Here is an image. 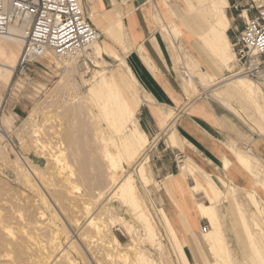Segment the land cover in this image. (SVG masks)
<instances>
[{"label":"rangeland","instance_id":"1","mask_svg":"<svg viewBox=\"0 0 264 264\" xmlns=\"http://www.w3.org/2000/svg\"><path fill=\"white\" fill-rule=\"evenodd\" d=\"M152 1L156 2L157 12L154 19L160 31L167 35V32L161 29V25L173 21L183 32L182 36L173 42V45H175V41L178 42L179 54L169 47L174 57L176 73L184 91L187 87L189 88L187 82H191L197 90L203 89V87L209 89L237 74L232 64L234 57L231 44L245 21V18L241 16L243 9L240 10L239 7L247 8L246 5L251 3V0H228L229 8L226 9V14L230 20V27L227 31L230 46L227 53L228 61L231 63L227 66H223L215 60L214 54L210 52L212 47L209 43H204L199 36L204 34L207 20H209L203 9H199L198 13H200L193 17L187 15L189 5H185L183 0H169L168 3H165L164 0ZM248 16L250 15L248 14ZM185 22L195 30H188L184 26ZM201 22H203V28L197 29L195 25ZM180 40L182 43H179ZM123 42L124 32L118 37L117 42L108 41L105 36H101L98 43L101 46L107 45L111 49V54L103 55L102 59L95 60L97 63L90 62L85 56L86 53L80 54L78 60L74 61L72 58H57L48 52L30 66L26 76L16 77L13 72L7 86L0 84V120L7 119L10 122V129L2 127L0 130V264H135L138 252H142L148 257L151 261L150 264L208 263L207 260L203 263L199 260L197 242H199L200 235L197 233L204 234L210 231L211 227L207 220L200 218L196 212V203L207 204V200L202 193H196L192 197L191 188L195 185L196 174L198 175L199 170L190 160H185L178 150L170 153L171 172L177 176L175 178H180L184 183H187L186 189L193 201L195 215L202 221L199 224V230L189 232L187 238L180 237L173 229L180 243V248H178L171 240L166 224L160 218L159 209L161 208L158 205V200L164 183L162 184L161 179L156 178L155 175L160 167V159L165 158L162 156V150L165 149L163 133H165L168 124L157 136L150 137L145 133L148 142L142 146L144 147L143 150L140 148L138 151V153H147L144 166L148 182L142 184L135 176L136 161L140 153L134 156L132 160L124 154L122 149L118 148L119 146L116 144L119 133L116 132L117 125L114 123L116 117L110 109L112 107L110 105H108L110 108L107 107V103H105L107 101L106 95L100 91H89L98 79L96 72L103 71L102 73H104L105 71L107 81L111 83L113 80L116 90L126 98L124 92L129 89V86H123L121 84L123 82L118 83L116 77V75L122 77L121 66L124 65V62L121 52L124 47ZM87 52L90 53V51ZM192 57L199 64V67L194 70L190 67L193 62ZM229 66L230 68H228ZM187 72L193 75V81L186 78ZM253 84L255 90L259 87L264 92V79L253 80ZM229 86L235 90L232 85ZM225 89V86H221L214 91L202 92L200 90L199 95L192 93L191 96L192 98L205 96L213 102L221 104L228 110L226 112L233 123L244 133L264 138V93L258 90L256 105L254 106L242 99L229 98L222 93ZM235 91L239 94L237 90ZM240 95L245 99L243 94ZM188 98L191 97L188 96ZM226 102L230 103L233 108L235 107L242 118L235 115ZM128 104L131 105L129 102ZM257 106L262 112L257 110ZM70 112L71 114L74 113L71 117ZM73 116L77 118L74 117L75 119H73ZM133 123L141 132H144L139 128L135 113ZM114 128H116L115 131ZM65 132L70 134L73 141H78L79 145L82 143L78 147V153L76 152L77 154L74 156H72V151H75L74 145L70 147L64 143L61 145L63 148L60 149L59 143L62 142L60 138ZM59 150H62L61 153ZM16 152L22 161L27 162L28 166L31 164L35 170L30 168L34 172L28 175L30 177L18 172L23 165L21 159L16 156ZM243 155L255 163L254 171L258 176L257 179L252 177L255 178V182L259 186L255 191H245V189L239 190L223 180L225 187L222 191L226 194L227 200H230L231 195L235 192V199L237 198L236 200L241 204H239L240 211H243V214L235 210L231 200L229 203L219 199L220 203H217L218 216L229 251V257L224 259L225 263L222 262L221 264H264V163L252 158L246 149H244ZM81 157L85 160L84 176L79 173ZM114 159L124 169L122 174L132 172L136 178L141 204L155 224L161 249L143 237L141 239L136 238V234L141 235L144 232L134 216L135 211L130 206H120L115 200L108 203L103 201L104 197H101V194H105L110 189L111 180L115 174L110 161ZM180 166L190 171L189 174H186L187 178L181 177ZM23 167L21 168L22 171ZM70 171L74 176L70 178L72 180L69 182L70 179L67 181V176L70 175ZM205 175L202 174L203 181L198 178L202 185H205L207 180ZM175 178L170 177L169 179ZM86 207L94 212L93 217L100 211L99 220L96 221L104 227L100 239L95 237L91 231L89 232L86 227L89 216L85 210ZM118 216L126 220L129 226H126L128 231L117 223ZM244 223L247 226H242ZM203 227H206V232H203ZM46 230L52 234L49 235V238L47 235L50 233H47ZM50 230H54L55 233ZM245 231L249 234H246ZM250 233L253 236L249 240ZM112 236L118 239L121 248L116 250L117 253L119 252L118 254L107 256L106 254L110 249H108L109 251L104 249L102 242H110V245H114ZM52 239L58 241L59 246L57 248L52 247L50 243ZM60 249L66 251L64 254L67 255L63 254V257H68L67 260L61 257V254L58 256ZM16 253L18 255H15ZM119 255L124 257H119ZM58 257L60 258L58 259Z\"/></svg>","mask_w":264,"mask_h":264},{"label":"crops","instance_id":"2","mask_svg":"<svg viewBox=\"0 0 264 264\" xmlns=\"http://www.w3.org/2000/svg\"><path fill=\"white\" fill-rule=\"evenodd\" d=\"M122 3L121 0H82L89 22L102 36L117 22L122 24L124 47L121 55L124 65L121 66L122 77H116L118 83L129 86L124 93L133 107L139 128L152 137L162 133L167 124L171 127L163 133L165 149L162 156L165 158L160 159V167L155 175L164 183L158 205L176 233L187 238L189 232L199 230L202 220L195 215L186 183L175 178L177 176L171 172L170 153L178 150L185 160H190L199 170L196 178L200 181H203L202 174H206L220 178L239 190L255 191L259 185L237 162L234 151L243 154L246 149L252 158L264 163V138L244 133L233 123L227 109L221 104L205 96L192 98L187 90L184 91L176 73L172 47L170 49L168 38L154 19L157 12L155 1L131 0ZM175 45L179 50L177 41ZM192 61L190 67L194 70L199 64L193 57ZM221 86L226 87L222 91L224 95L247 102L226 84L200 90L214 91ZM226 104L229 108L231 106L235 115H239L235 107ZM224 160L229 161L226 169L222 167ZM255 167V164L252 165V171L257 174ZM170 177L175 179L171 180Z\"/></svg>","mask_w":264,"mask_h":264},{"label":"bare ground","instance_id":"3","mask_svg":"<svg viewBox=\"0 0 264 264\" xmlns=\"http://www.w3.org/2000/svg\"><path fill=\"white\" fill-rule=\"evenodd\" d=\"M120 1V0H119ZM131 0H122V2L125 4L127 2H129ZM143 2H148L150 3L152 0H141ZM165 3H168L169 0H164ZM81 4H82V0H80ZM103 2V1H102ZM183 2H185V5H189L188 8V13L187 15H191L193 17H196L198 13V10L203 9L206 13V15L209 17V20H207V26L205 28V32L202 35H199L201 39H203L204 43H209V45L212 47H210L212 50H210L211 53L214 54V58L215 60H217L219 63H221L223 66H227L228 64H230L231 62H229V58H228V53H227V49L230 46L229 45V41L227 38V31L230 27V20L226 14V9L229 8V1L228 0H183ZM112 3V2H111ZM122 3V4H123ZM195 3V4H193ZM121 4V3H120ZM119 4V5H120ZM89 5V3H88ZM132 5V4H131ZM91 6V5H90ZM109 6V5H108ZM83 7V5H82ZM84 9V8H83ZM87 9V8H86ZM109 13V12H108ZM202 13V12H201ZM92 15V14H89ZM111 15V14H110ZM160 15V14H159ZM205 15V14H204ZM94 16V15H93ZM156 16V15H155ZM161 16V15H160ZM200 16V15H199ZM203 16V15H202ZM243 18L247 19V14L244 10H242V15ZM205 18V17H204ZM122 20V19H121ZM157 20V18H156ZM119 21V20H118ZM184 26L192 31L193 27L190 26L189 24H187L185 22ZM197 27V29H201L203 28V22H201L200 24L195 25ZM194 26V27H195ZM26 27L27 24H19L17 22L12 23L8 29L7 32L3 35H0V84L1 85H8L10 78L14 72V68H15V63L16 60L18 59V56L20 55V50H22L23 45H24V39H23V35H24V31H26ZM161 29L165 30L167 32L166 38L168 36V41L170 43V47H172L173 51L175 53H177L179 50H177V48L173 45L174 40L178 39L179 37L182 36L183 32L181 31L180 27L178 25L175 24V22L171 21L168 24L166 23V25H161ZM162 30V31H163ZM195 30V28L193 29V31ZM123 33V27L121 22H117L116 24H114L112 27H110L108 30H106L104 32V35L106 36V38L109 41H113V42H117L118 41V37H120V35ZM103 34V33H102ZM192 36V35H191ZM198 38V37H197ZM199 39V38H198ZM200 39V40H201ZM202 41V40H201ZM202 41V42H203ZM203 43V44H204ZM207 45V44H205ZM208 46V45H207ZM209 48V47H208ZM87 51H90V53H88ZM86 52V57L88 58V60L90 62L93 63H97L95 60H99L102 59L103 55H110L111 54V49L107 46H101L98 41L94 42L88 49ZM232 51V49H231ZM20 52V53H19ZM49 52V51H48ZM47 52V53H48ZM45 53V54H47ZM19 54V55H18ZM83 54V53H81ZM233 54V53H232ZM212 55V54H211ZM80 57V54L78 56H76L74 59V61H77L78 58ZM114 58L116 57L115 55L113 56ZM113 58V59H114ZM72 61V60H71ZM71 61H69L71 63ZM73 62V61H72ZM63 63V62H62ZM68 63V62H67ZM83 65V64H82ZM97 65V64H96ZM95 65V67H96ZM68 67V65H67ZM75 67V65H74ZM98 67V66H97ZM86 68V67H85ZM230 68V66L228 67ZM227 68V69H228ZM73 69V68H72ZM66 70V69H65ZM103 72V71H102ZM100 71L96 72L98 73V79L96 80V83L89 89L90 92H94V91H100L102 92L104 95H106L105 98H107V101H105V103H107V107H109L108 105H110L112 108L111 111L113 113V115H115V122L117 125V134L119 135L118 137V143L116 144L117 146H119L118 148L122 149L124 154H126L127 157L132 158L136 156L137 154H139V157L137 158V170L135 172V176L136 178L142 183H147L148 179L146 178V168L144 166V161L146 160V154L145 152H139L140 148H144L142 147L144 144H146L148 142L147 140V136L145 135L144 132H141L137 126L133 123L134 120V112H133V107H131V105L128 104V101L126 100V98L124 97V95L119 92L118 90H116V86L113 82V80H111V83H109L107 81V79L105 78V71L104 73H102ZM204 74V73H203ZM186 78L193 81V75L191 73H186ZM210 78V76H207ZM212 78V77H211ZM186 81V79H185ZM184 81V82H185ZM186 83V82H185ZM189 88L187 87L186 90L189 92V94L192 93H198V90L195 88V86L192 85L191 82H187ZM210 83V82H209ZM221 84H226V85H232L235 90H237L239 92V94H243V96L245 97V100L247 102H249L252 105H256V95L258 93V90L260 91L261 89L259 87H257V90H255V86L253 84V80H251L250 78H248L246 75H242V74H236L232 77H229L227 79H225L223 82H221ZM203 90H206V87H203ZM199 95V94H198ZM93 96V95H92ZM215 96V95H214ZM80 104V102H79ZM78 105V104H77ZM105 107V106H104ZM90 108V107H89ZM81 109V108H80ZM230 109L233 110L230 106ZM72 110V109H71ZM68 110V111H71ZM88 110V109H87ZM90 110V109H89ZM257 110L260 111L258 109L257 106ZM68 111H66V113L68 114ZM73 112V110L71 111ZM71 112L69 113V115L71 114ZM91 112V111H90ZM171 112V111H170ZM262 112V111H260ZM76 113V112H75ZM234 113V112H233ZM74 114V113H73ZM71 114L70 117L73 115ZM263 114V113H261ZM172 115V113H171ZM173 116V115H172ZM73 116V119L77 118ZM112 117V116H111ZM174 117V116H173ZM239 119V118H238ZM31 123V122H30ZM79 123V122H78ZM171 123V122H170ZM174 123V121L172 122ZM171 123V124H172ZM31 126V125H30ZM84 126V124H83ZM81 126V127H83ZM168 126V125H167ZM2 127H4L6 129H10V122L7 119H2L0 120V130H2ZM9 127V128H8ZM34 127V126H32ZM116 127V126H115ZM25 128V127H24ZM80 128V127H78ZM84 128V127H83ZM171 128V127H167ZM116 128H114L115 131ZM128 131V132H127ZM115 132V133H116ZM261 132V131H260ZM106 133V132H105ZM105 135V134H104ZM7 137V136H6ZM60 137V136H59ZM79 137V136H78ZM54 138V137H53ZM75 138V137H74ZM77 138V137H76ZM170 138L172 139V136H170ZM81 139V138H80ZM95 139V138H94ZM60 140L62 142L59 143V146L61 147L62 144L65 143V145L67 146H72L75 148V151H72V156L76 155L79 150V146L82 145L81 140H80V145L78 141H73L70 134L68 132L63 133L62 138H60ZM75 140V139H74ZM79 140V139H78ZM97 140V139H96ZM6 141V140H5ZM39 141V140H37ZM36 141V143H37ZM52 141V140H51ZM103 141V140H102ZM115 141V140H114ZM112 141V142H114ZM117 141V139H116ZM115 141V142H116ZM153 141V140H152ZM35 142V141H34ZM83 142V141H82ZM107 142V141H106ZM156 142V141H155ZM41 143V142H40ZM100 143V142H99ZM23 144V143H22ZM35 144V143H34ZM33 144V145H34ZM57 144V143H55ZM152 144H154V142H152ZM37 145V144H36ZM38 146V145H37ZM50 146V145H49ZM56 146V145H55ZM58 146V145H57ZM76 146V147H75ZM59 147V148H60ZM112 147V146H111ZM38 148V147H37ZM36 148V149H37ZM58 148V147H57ZM63 147H61L60 149H62ZM68 148V147H67ZM66 148V149H67ZM81 149V148H80ZM74 150V149H73ZM143 150V149H142ZM42 151V150H41ZM50 151V150H49ZM59 150V153H61ZM65 151V150H64ZM106 151V150H105ZM38 152V151H37ZM44 152V151H43ZM46 152V151H45ZM58 152V151H57ZM77 152V153H76ZM114 152V151H113ZM47 153V152H46ZM116 153V152H115ZM16 156L17 152L15 153ZM43 154V153H41ZM49 154V153H48ZM53 154V153H52ZM40 155V153H39ZM57 155V154H56ZM55 155V156H56ZM234 155L235 158L237 160V162L240 164V166L247 171L248 173H250L253 177H257L258 175H256L253 171H252V165H254L255 163L252 162V160L247 157L246 155H243L241 153L235 152L234 151ZM43 156V155H42ZM45 156V153H44ZM48 156V155H47ZM49 156H51L49 154ZM48 156V157H49ZM120 156V155H119ZM53 157V156H52ZM125 157V156H124ZM55 158V157H54ZM53 158V159H54ZM60 158V157H59ZM82 159H80L79 161V173L81 176L83 175V171H84V167H85V160L83 157H81ZM18 159H21L18 157ZM79 159V158H78ZM136 159V157H135ZM22 162V165L19 169L20 171H18L20 174H25L24 176H28L31 174L33 169L31 167V164L22 161V159L20 160ZM108 161V160H106ZM111 161V168L113 169V171L115 172V174L112 177L111 180V184H110V189L105 193V194H101V197H104L103 201L104 202H109L111 200H115L116 202H118V204L120 206L123 205H128V207L130 206V208L135 211L134 212V216L135 218L138 220L141 229L143 230L144 234H136L138 239H141V237H143L145 240L149 241L150 243H154V245L161 249V242L160 239L157 235V231H156V227L155 224L153 222V220L151 219V217L148 215V213H146V209L143 206V204H141L142 202L140 201V197L138 194V190H137V184H136V178L134 177L132 172H128V173H124L122 174V171L124 170L122 167H120V165L118 163L115 162L114 160H110ZM131 161V160H130ZM59 162V161H58ZM147 163V162H146ZM110 164V162H109ZM110 166V165H109ZM223 166L224 168H228L229 166V161L224 160L223 161ZM24 168L23 171L21 168ZM187 168V167H186ZM36 169V168H35ZM111 169V170H112ZM189 169V168H188ZM34 170V169H33ZM47 170V169H46ZM65 170V169H64ZM35 171V170H34ZM39 172V171H38ZM71 172V171H70ZM112 172V171H111ZM190 172L187 171V169H185V167L180 166V175L183 178H187L186 174ZM34 172H32L33 174ZM37 173V172H36ZM60 173V172H59ZM61 174V173H60ZM59 174V175H60ZM189 174V173H188ZM74 176V174L71 172L70 175L67 176V181ZM148 176V175H147ZM204 176V175H203ZM207 180L205 182V185H202L198 179L195 180V185L191 188V191L193 194L196 193H202L204 198L207 200V204H203V203H196V212L197 215L200 218L206 219L207 222L209 223L211 230L205 232L204 234H200L197 233V235H200V239L199 242H197V251L199 254V260L203 263L204 261L207 260V264H221L222 262L225 263L224 259L229 257V251L227 249V245L225 242V238H224V232H223V228H222V224L219 221V216H218V210H217V203L219 202V199H223L224 201H232L231 204L235 207V210L239 211V213H242L240 210V203L235 199V195L234 193L231 195V199L227 200V196H225L226 194L223 193L222 189L225 187V182L220 179V178H216V177H212V176H208L205 175ZM30 177V176H28ZM42 178V177H41ZM254 178V179H255ZM66 179V178H65ZM64 179V180H65ZM257 179V178H256ZM72 179L69 180V182ZM185 180V179H184ZM259 180V179H258ZM35 181V180H34ZM30 182V181H28ZM27 182V184H28ZM66 182V181H65ZM64 182V183H65ZM25 183V182H24ZM36 183V182H35ZM63 183V182H62ZM264 183V182H263ZM30 184V183H29ZM187 184V183H186ZM31 185V184H30ZM72 185V184H71ZM147 185V184H146ZM145 185V186H146ZM51 186V185H50ZM232 186V185H231ZM230 186V187H231ZM78 187V186H77ZM75 188V187H74ZM72 188V189H74ZM92 188V187H91ZM35 189V188H34ZM39 190V189H37ZM36 190V191H37ZM67 190V189H66ZM227 191V190H226ZM234 191V190H232ZM246 191V190H245ZM190 192V190H189ZM225 192V191H224ZM251 192V191H250ZM37 193V192H36ZM38 194V193H37ZM36 194V195H37ZM75 195V194H74ZM246 195V194H245ZM82 196V195H81ZM237 196V195H236ZM247 197V196H246ZM41 200V199H40ZM43 200V199H42ZM45 203V202H44ZM220 203V202H219ZM230 203V202H229ZM251 203V202H250ZM6 204V203H5ZM35 204V203H34ZM40 204V203H39ZM106 204V203H105ZM240 204V205H239ZM256 204V203H255ZM88 206V205H87ZM49 207V206H48ZM99 207V206H98ZM255 207V206H254ZM259 208V207H258ZM85 209V208H84ZM87 211V213L89 214L86 215L88 216V220L86 221V227L89 229V232L91 231L94 236L99 237L98 239H100V236L103 234L104 232V227L101 226L100 224H98L96 221L99 220V212L93 217V211H91L88 207H86L85 209ZM102 210V209H101ZM149 211V210H148ZM160 211V218L164 221V223L166 224V229L171 237V240L175 243V245L180 248L179 246V240L177 238L176 233L174 232L166 214L164 213V211L162 209H159ZM85 212V211H84ZM107 212V211H106ZM39 213V212H38ZM86 213V212H85ZM238 213V214H239ZM16 214V213H15ZM243 214V213H242ZM242 214H240V216H243ZM59 217V216H58ZM244 217V216H243ZM116 218V217H114ZM241 218V217H240ZM57 220V219H55ZM244 220V218H243ZM47 221V220H46ZM59 222V221H58ZM114 222V221H113ZM116 222V219H115ZM183 222V221H182ZM117 223H119L125 230L127 229V227H129L127 225V222L124 218H122L121 216L117 217ZM63 226V225H61ZM127 226V227H126ZM242 226H247L242 225ZM4 228V227H3ZM48 228V227H47ZM46 228V229H47ZM86 228V230H87ZM51 229V228H50ZM56 229V228H54ZM62 229V228H61ZM64 229V228H63ZM49 230V229H48ZM46 230V232L48 233L49 231ZM203 230V229H202ZM201 230V231H202ZM246 230V229H245ZM248 230V229H247ZM246 230V231H247ZM52 231V230H50ZM54 231V230H53ZM52 231V232H53ZM128 231V229H127ZM245 231V233H246ZM20 232V231H19ZM87 232V231H86ZM44 233V232H43ZM50 234H48L47 238H49V235H52L51 232H49ZM55 233V232H53ZM63 233V232H62ZM128 233V232H127ZM59 234V233H58ZM246 234H249L248 232ZM18 235V234H17ZM55 235V234H53ZM85 236V235H84ZM87 236V235H86ZM253 235L249 236V240L250 237H252ZM52 238H54V236H51ZM50 237V239H51ZM88 237V236H87ZM40 238V237H39ZM84 238V237H83ZM91 238V237H89ZM94 238V237H93ZM248 238V237H247ZM30 239V238H29ZM57 239V238H56ZM56 239H54L56 241ZM65 239V238H64ZM77 239V238H76ZM252 239V238H251ZM52 239V241L50 242L53 248H57L59 246L58 241H54ZM59 240V239H58ZM12 241V240H11ZM19 241V240H18ZM50 241V240H49ZM253 241V240H251ZM15 242V241H14ZM41 242V241H40ZM69 242V240H68ZM101 242V241H100ZM60 243V242H59ZM73 243V242H72ZM112 243L114 245H110V242H106L103 243V248L107 249V251H109L108 249H110L109 252L111 253H107V256H110L111 254H115L117 253L116 250L118 248H121V244L119 243L118 239L115 236H112ZM253 243V242H251ZM88 244V243H87ZM43 245V244H42ZM68 245V244H67ZM71 245V244H70ZM95 245V244H94ZM88 246V245H87ZM114 246V247H113ZM9 247V246H8ZM176 247V248H177ZM54 250V249H52ZM56 250V249H55ZM75 250V249H73ZM100 250V249H99ZM47 251V250H46ZM65 251V250H64ZM63 249L58 250V256L60 255L61 257H63L64 255L66 256L67 254H64ZM25 252V251H24ZM183 252V251H182ZM259 252V251H258ZM19 253V252H18ZM56 253V252H55ZM66 253V251H65ZM119 253V252H118ZM117 253V254H118ZM64 254V255H63ZM15 255H18L17 253ZM14 255V256H15ZM103 255V254H102ZM121 255V254H120ZM119 257H124V256H120ZM138 257L136 260L135 264H150L151 261L149 260L148 257H146L142 252H138L137 253ZM57 256V255H56ZM80 256V255H78ZM49 257V256H48ZM6 258V257H5ZM60 257H58L59 259ZM65 258V257H63ZM68 258V257H66ZM65 258V260H67ZM182 258V257H181ZM30 259V258H29ZM62 259V258H61ZM82 260V259H81ZM199 261V262H200ZM34 262V260H33ZM69 263V260H68ZM73 263V262H72ZM126 263V262H124ZM6 264V263H5ZM205 264V263H204Z\"/></svg>","mask_w":264,"mask_h":264},{"label":"built area","instance_id":"4","mask_svg":"<svg viewBox=\"0 0 264 264\" xmlns=\"http://www.w3.org/2000/svg\"><path fill=\"white\" fill-rule=\"evenodd\" d=\"M246 6L239 7L248 18L232 41V64L237 74L260 80L264 79V0H251ZM14 22L27 24L14 68L16 77L26 76L48 51L57 58L73 59L102 36L89 22L80 0H0V35Z\"/></svg>","mask_w":264,"mask_h":264}]
</instances>
